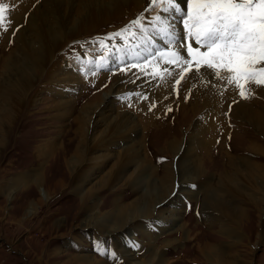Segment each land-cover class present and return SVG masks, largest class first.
<instances>
[{"label":"bare ground","instance_id":"6f19581e","mask_svg":"<svg viewBox=\"0 0 264 264\" xmlns=\"http://www.w3.org/2000/svg\"><path fill=\"white\" fill-rule=\"evenodd\" d=\"M142 2L141 0H42L39 4L34 5L30 12L25 8L28 12L26 19L21 15L15 18V26L18 31H15V36L12 37L14 47L0 56V154L9 132L13 129L28 134L32 138L31 141L36 144L34 145L36 160L40 162L42 167L19 173L11 181L9 188L4 189L9 199L12 192L17 188H25L31 184L34 187L29 189L32 192L31 198L27 194L29 190H22L21 200L24 198L26 202L19 206L18 211H25L33 216H39L41 214L39 212L45 210L49 202H45L47 198L45 196H47L48 191H51L45 182V172H48L47 176H50L51 179L46 181H54V188H68L76 195L82 196L77 202L66 204L67 208L77 206L79 211L74 218L80 217L79 222L81 225L91 226L100 233L114 236L116 250L118 249V253L130 264H152L154 261L155 264H165L166 258H164L162 252L157 250L155 240H152V246L149 248L148 252L151 257L148 260L138 256L139 251L135 236L136 233H140L144 237L147 235L157 236V233L163 227L162 225L166 224L163 222L164 219L161 215L163 211L157 208L168 196L175 197L172 193L177 184L180 185V194H182L188 191L187 186L189 183L198 182L199 188L196 187L194 191L191 190L189 193L197 200V203L199 201L201 215L208 220L207 224H209L210 219L221 223L220 234L224 236L221 239H235L237 243V241H240L241 235L232 230L233 228L227 227L226 224L228 223L225 219L227 217L229 220L232 216L238 218L239 223L237 224L242 230L245 227H253L250 223L251 216L240 206L238 199L239 196H248L244 193L247 178L245 173L259 175L263 172V182L260 184L253 183L250 186V190H254L260 198L249 195L251 199H248L256 204H264V160L252 161L248 159L251 158L248 155L245 156L244 154L245 157L239 158V156L235 157L232 156V153L225 152V156L230 161L234 171L221 174V179L214 185L207 182L206 179L201 181L204 167L193 154L195 150L193 136H198L197 131L194 130L193 135L186 139L185 143L177 141L174 137L175 134L161 138L162 141H167L166 150L169 149L173 156L177 158V163H175L177 167L176 172H174V161H172L170 168H168V174L164 175L162 172V176L158 178L159 176L157 177L147 164L146 150H144L143 145L144 137L140 135L139 125L133 117L135 113L115 107L124 95L120 92L121 89H114V87L109 86L104 92L97 93L86 101H83V99L75 101L71 94H69L71 98L66 99L68 93H64L63 89L59 93L57 88H60V86L69 89L67 83H73L74 86L71 89L79 88L76 86H78L80 78L71 73L78 66L69 65L70 67L67 69L69 73L64 70L65 63H60L57 60V57H55L56 51L61 49L66 41L74 40L102 24L111 23V21L121 18L124 13L130 14ZM147 28V33H144L145 36L152 39L157 50L163 49L164 51L166 48L163 43L165 42L164 39L162 41L161 37L153 30L151 23ZM132 42L136 43V40ZM147 43V40L138 41L137 45L143 48L145 52H149L150 48L147 47ZM193 46L196 47L197 45L194 44ZM135 59L138 58L132 60ZM202 74L201 72V76ZM149 79L152 78L149 77L146 80ZM40 86H47V91L56 94L59 101L42 97L41 99ZM53 87H56V89ZM213 92L215 93V91ZM110 94L116 100L114 103L110 99ZM262 96H264V92H262ZM262 100H264V97H262ZM128 102L126 101V103ZM40 103L47 105L48 110L51 112L55 111L59 119L66 117L69 112L75 111L79 106V112L71 123L70 129L65 132L59 148L54 147L56 136L54 131L50 129L51 125L43 129L44 134L42 136L45 135V138L36 137L35 139L34 134L38 132V124L27 121L25 118L31 110H36L37 105ZM255 103L256 105L253 107L252 105ZM188 105L189 110L184 111L181 117L175 120V132H183L192 124L191 119L197 105ZM233 117L239 118L243 122L237 125L236 132L239 127L244 128L246 126L253 130V132L250 131L244 136L247 139V147L244 150L264 157L263 104H259L258 101H254L252 104L238 103L234 107ZM183 125L186 126L185 129L180 128ZM47 135L50 136L46 138ZM258 135L262 137V140L258 139ZM53 148L54 151L57 150L54 152ZM17 153H19L18 150ZM46 159L49 163L43 167L42 162H45ZM97 177L100 178V181L93 183ZM121 185L130 187L134 195L129 205L119 198L112 200L110 202L112 203L111 206L109 203L107 205L100 202L98 192L103 187L117 188ZM38 191L43 192L45 200L36 198ZM25 194H27V198ZM87 196L91 197L90 203H84ZM69 201L72 202L73 200L70 198ZM257 212L259 213L257 227L262 226V231L260 230V234L256 235L255 240L264 239V223L260 225L264 210L258 209ZM152 215H155L154 218H151ZM14 220L16 221L14 229L19 231L25 222L19 217ZM170 221L167 222L170 223ZM133 223L136 224V227L130 228L129 226ZM171 230L170 226L168 232ZM252 233H248L247 242L252 240L254 236ZM36 236V239H39V234ZM33 238L35 239L34 236L30 239L33 240ZM169 244H172V242ZM40 247L42 245L36 242L32 251L33 255L38 256L36 261L39 264H55V259L60 258L58 254L54 257L45 254L42 258L39 254L41 252ZM198 249L206 251V261L208 262L214 264H242V262L239 263L234 258H230L231 256L227 253L228 251L226 252L225 247L216 243L215 239L201 243L198 245ZM76 257L78 264H108L105 260L84 252L77 253Z\"/></svg>","mask_w":264,"mask_h":264},{"label":"rangeland","instance_id":"374dc122","mask_svg":"<svg viewBox=\"0 0 264 264\" xmlns=\"http://www.w3.org/2000/svg\"><path fill=\"white\" fill-rule=\"evenodd\" d=\"M41 1L42 0H0V2L8 4L12 9L10 12L12 27L9 28L8 32L0 31V56L14 47V40L12 37L15 36L13 32L16 30L15 18L21 15V17L24 16V19H26L28 16L27 11L30 12V10L34 8V5L39 4ZM149 8H151L150 0H143L142 4L130 14L124 13L121 18L113 20L111 23L102 24L98 28L74 40L66 41L63 47L56 51L57 54L55 57H57L60 63H65L64 70L68 73V67L71 65L78 66V68L71 73L80 78L78 86H76L79 88L71 89L74 86L72 85L73 83H67L69 89L60 86V88H57L59 89V93H61L63 89L64 93H68L66 99H70L71 97L69 94H71L75 101L79 99L86 101L95 94L104 92L109 86L114 87V89H121L120 92L124 95L115 107L127 109L135 113L133 117L139 125L138 129L141 132L140 135L144 137L143 145L145 147L144 150H146L147 164L151 167V171L154 172L157 177L159 176L158 178H160L163 173L165 175L169 171L168 168H170L172 161H174V172H176L177 167L175 164L177 163V158L173 156L169 149L166 150L167 141H162L161 138L166 135L171 136L175 134L174 137L177 141L185 143V140L193 135L192 133L194 130L197 131L198 136H193L195 141V150L193 154L204 167L201 181L206 179L207 182L213 183L214 185L221 179V174L225 172L232 173L234 171L233 166L225 156V152L232 153V156H239V158L248 155L251 158H247L252 161H258L259 159L264 160V157L260 154L244 150L247 147V139H245L244 136L250 131L253 132V130L246 126L244 128L239 127L236 132L237 125L243 122L241 119L233 117L234 107L238 103L252 104V102L258 101L259 104H263L264 106V100H262V97H264L262 96L264 86H250V90L254 94L249 99H242L235 85H228L224 80H217L210 70L202 68L198 74L194 70L186 74L185 79L181 81V84L178 86L177 91L175 81L179 79V69L173 65H165L163 59L159 57V53L162 52L163 49L157 50L151 38H147L144 33L139 32L137 28L131 26L133 20L143 16L145 18L143 23L146 27H149L150 18L152 19L158 11V9L154 12L152 11L151 14L147 11ZM179 26L182 25H178V27ZM126 27H129L130 31L137 32V37L135 39H129L130 46L125 47L124 41L120 37H116L111 41L105 40V37L109 34L116 33ZM124 35L129 36V33H125ZM101 40H105V44L108 45V47L102 48L98 43ZM134 40H136V43L132 42ZM144 40L148 42L147 47L150 48L149 52H145L143 48L137 45L138 41ZM164 41L163 43L166 45L167 41ZM112 46L120 47L123 50L117 53L112 49ZM110 51L112 54L108 55L107 59L102 60L101 58L105 53ZM151 54L155 55L153 56ZM184 54L186 55V51ZM142 56H144V58H142ZM133 58L138 59L132 60ZM145 58H149V64H152L151 66L148 64V66L145 67ZM89 61H92V63H89ZM134 63L139 64L140 68L127 67L124 72L120 71V69L125 68L126 65ZM153 66L163 73L162 77H152V75H150L149 72H152ZM141 68H144L145 72L149 74L145 75V72H142ZM164 68H167L168 71L163 72ZM92 72H94L95 75H92ZM201 72L203 73V78ZM63 76L65 77V75ZM149 77L152 79L146 80ZM46 87L47 86H40V98H49L59 101V97L47 91ZM53 88L56 89V87ZM213 91H215V93ZM137 93L147 96L148 99H140L136 95ZM110 95V99H112L114 103L116 100L112 97V94ZM126 96L129 98L124 99ZM126 101L129 102L126 103ZM153 104L155 107L149 110L150 105ZM188 104L197 105L196 111L191 119L192 124L183 132H175V120L179 119L184 111L189 110ZM255 105L256 103L252 106L254 107ZM37 106L36 110H31L28 116H25L27 121L36 122L38 124L37 128L39 127V129L37 134H34V138H45V135L42 136V134H44L43 129L51 125L50 129L54 131L56 136L54 147L59 148L65 132L70 129L71 123L79 112V106L75 111L69 112L66 117L60 119L55 111L51 112L48 110L47 105L40 103ZM169 108H171L172 111H168ZM185 127L186 126L183 125L180 128L185 129ZM202 129L203 131H201ZM240 131L242 132L239 133ZM234 133H236L235 136ZM49 136L50 135H47L46 138ZM258 139L262 140V137L258 135ZM31 140L32 138L28 134L13 129L9 132L5 145L1 148L0 264H39L36 261L38 256L33 255L32 252L36 242L42 245V247H40L41 252H39L42 258L45 254L50 257H54L56 254L60 255L59 259H55V264H78L76 254L81 252L97 256L105 260L108 264H130L118 253V249L116 250L114 236L100 233L91 226L81 225L79 222L80 217L74 218L79 211L77 206L75 205L72 206L73 208H71V206L67 208L66 204L73 203L74 201L77 202L82 196L76 195L75 192L68 188H54V181H46L51 179L50 176H47L48 172H45V182L46 186L50 187L51 191L46 193V200L43 192L39 191L36 198L49 202L45 210L39 212L41 213L39 216H33L25 211H18L19 206L26 202L24 198L21 200L23 194L22 190H29L30 187L34 188L31 186L32 184L25 188L15 189L11 197L9 199L7 198V192L4 191V189L9 188L11 181L19 173L42 167L40 162L36 160L34 148L36 144ZM17 150L19 153H17ZM56 150L57 149H55V151ZM53 151L52 153L55 152ZM47 160L48 159H46L45 162L43 161L44 163L42 162L43 167L49 163ZM262 173L263 172L259 175L245 173L247 178L245 181L246 187L244 193L248 196H239L238 199L240 206L251 216L250 223H252L253 227H245L244 230H242L237 224L239 223L238 218L232 216L229 220L227 217V220L225 219L226 223H228L226 224L224 222L227 227L233 228L232 230L241 235L239 242L237 241L236 243L235 239H221L224 238V236L220 234V222H214L213 219H210L209 224H207L208 220L204 219L201 215L199 201L197 203V200L190 196L189 193L191 190L194 191V188L190 187V185H196L197 188H199L198 182H191L187 186L188 191H185V194L182 193L174 198L168 196L158 206L157 209L163 211L161 215L164 219L163 222L166 224L162 225L163 227L157 233V236L147 235L144 237L140 233H136L137 235L135 237L139 251L138 256L148 260L151 257L148 252L149 248L152 246V240H155L157 250L162 252L164 258H166L165 264H214L206 261L207 253L204 249L199 250L198 245L215 239V242L225 247L226 252L228 251L227 253L231 256L230 258H234L236 262H242V264H264V239H254L258 233L260 234V230L262 231V226L257 227V216L259 215L257 210H264V204H256L249 201L251 195L260 198L254 190H250V186L253 183L260 184L263 182ZM99 181L100 178L97 177L93 183H98ZM27 194L30 197L32 192L29 190ZM27 194H25L26 198L28 197ZM98 194L100 202H104L107 205L109 203L110 206L112 205L110 202L114 199H123L124 203L129 205L134 198L131 188L124 185L118 186L117 188L103 187ZM34 195H36L35 192ZM70 198L73 200L72 202L69 201ZM90 202L91 197L87 196L84 203ZM188 205H190V207ZM176 211L180 212L177 213ZM14 216H17L15 218L19 217L25 222L19 231L14 229L16 224ZM153 216L155 215H152L151 218H154ZM171 219L172 221H170ZM261 219L263 221L260 220V225H263L264 214ZM140 221L142 222L145 220ZM167 221H170V223ZM135 225L136 224L133 223L129 227L134 228L136 227ZM170 226L172 230L168 232ZM251 232H253L252 235L254 234V236L251 241L247 242L248 233L251 234ZM37 233L39 234V239H36ZM32 236H34L36 240L34 238L33 240L30 239ZM213 237L215 238L213 239ZM170 242H172V244H169ZM98 248L107 249L106 254L102 255ZM153 263L155 264V261Z\"/></svg>","mask_w":264,"mask_h":264},{"label":"snow or ice","instance_id":"6c2138e0","mask_svg":"<svg viewBox=\"0 0 264 264\" xmlns=\"http://www.w3.org/2000/svg\"><path fill=\"white\" fill-rule=\"evenodd\" d=\"M150 4L149 13L158 9L150 21L153 30L167 41L159 56L165 65L179 69V79L175 81L177 91L186 74L193 70L200 72L202 68L210 70L217 80L235 85L242 99H249L254 94L250 86H264V0H150ZM11 11L8 4L0 2V31L8 32L12 27ZM144 19L143 16L138 17L131 26L146 34L148 29ZM178 24L182 27L178 28ZM116 37H120L128 47L129 39H135L137 32L126 27L109 34L105 40L111 41ZM105 40L98 42L102 48L108 47ZM112 49L117 53L123 50L116 46ZM110 54L111 51L105 53L101 59H107ZM149 63V58H145V67ZM127 67L140 68V65H126L120 71L124 72ZM141 71L145 72V69L141 68ZM167 71V68L163 69V72ZM91 74L95 75L94 72ZM150 75L162 77L163 73L153 66ZM136 95L140 99H148L139 93ZM154 107V104L150 105L149 110ZM179 195L180 185L177 184L173 196ZM98 250L102 255L107 252V249Z\"/></svg>","mask_w":264,"mask_h":264}]
</instances>
